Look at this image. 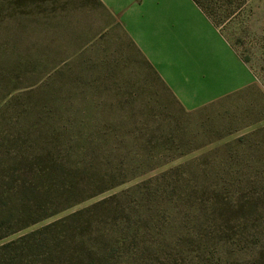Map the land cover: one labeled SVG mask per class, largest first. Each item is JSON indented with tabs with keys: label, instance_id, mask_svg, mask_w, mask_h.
Returning a JSON list of instances; mask_svg holds the SVG:
<instances>
[{
	"label": "rangeland",
	"instance_id": "1",
	"mask_svg": "<svg viewBox=\"0 0 264 264\" xmlns=\"http://www.w3.org/2000/svg\"><path fill=\"white\" fill-rule=\"evenodd\" d=\"M2 1L0 83L23 95L0 88V150L17 130L74 136L84 116L131 156L113 187L35 223L57 181L10 190L0 176V264H264V0H202L235 58L179 63L175 89L102 0ZM56 82L68 104L48 99Z\"/></svg>",
	"mask_w": 264,
	"mask_h": 264
},
{
	"label": "trees",
	"instance_id": "2",
	"mask_svg": "<svg viewBox=\"0 0 264 264\" xmlns=\"http://www.w3.org/2000/svg\"><path fill=\"white\" fill-rule=\"evenodd\" d=\"M28 1L3 0L2 2L7 3L9 9H16L21 6H27ZM194 1L206 15L210 16L209 7L202 0ZM64 85L62 82H56L52 85L55 87V92L53 96L48 98L51 102L68 104L71 101L70 90L64 92ZM0 88L6 92L5 95L8 94L10 96V101L13 102L19 100L21 95H23L22 91H18L21 88V84L0 83ZM73 120L76 123L72 127H78V132L74 136L67 135L65 134L66 132L57 133L58 128L47 131L34 130L29 134H24L17 130L14 139H12L11 148L0 150V158L2 159L0 160L2 162L0 176L7 178L5 179L6 183H3V185H9L7 189L11 190L13 187H16V189L24 187L26 189L30 186L27 183L29 182V178L43 182H47L48 180L57 181V183L55 182L56 186L54 189L57 195L55 200L57 209H54L50 214L43 215L34 220L32 223L66 209L80 200L96 196L113 187L115 185L112 182L113 180H122L127 176L125 172L128 171L127 166L129 167L130 165L127 164L129 162L125 161V159L129 158L130 152H125L122 155L119 153L122 149L113 148L114 150H111L105 142L101 143V139L105 138L109 140V138L107 137L108 133L102 134L98 129L96 118L81 116L80 119L75 120L73 118ZM73 120L67 119V122ZM104 124L108 123L104 122ZM155 132L153 131L152 134H156ZM35 133L38 135L34 136ZM152 134L148 135L150 138L145 140L142 147L143 150L144 146H146L145 150H150L149 144L155 140V136ZM24 139H30L31 143L28 151H22L19 145ZM33 139H41L48 142L50 148H40L41 146L32 147V143H36ZM19 140L20 143L18 144ZM157 140H160V138H157ZM60 145L65 146L62 150L63 154L58 150ZM72 196L75 199L69 201ZM6 221L4 220L0 223V239L10 234L8 229L10 223H4ZM26 225L29 224L27 223L23 226ZM4 230H7V232L2 233ZM9 246L10 244L1 245L0 252L6 250Z\"/></svg>",
	"mask_w": 264,
	"mask_h": 264
},
{
	"label": "crops",
	"instance_id": "3",
	"mask_svg": "<svg viewBox=\"0 0 264 264\" xmlns=\"http://www.w3.org/2000/svg\"><path fill=\"white\" fill-rule=\"evenodd\" d=\"M102 2L112 10L118 21L123 22L143 54L150 61L152 58L160 75L174 89L185 85L188 77L182 72L179 63L193 62L200 65L198 69L203 70L204 63H211L218 56L224 58L225 62L229 56L235 58L229 42L194 0ZM159 34L160 48L156 40ZM176 79H183L185 84L175 81Z\"/></svg>",
	"mask_w": 264,
	"mask_h": 264
}]
</instances>
